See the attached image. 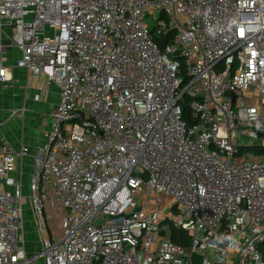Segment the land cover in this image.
<instances>
[{"label": "built area", "instance_id": "2783aa9c", "mask_svg": "<svg viewBox=\"0 0 264 264\" xmlns=\"http://www.w3.org/2000/svg\"><path fill=\"white\" fill-rule=\"evenodd\" d=\"M12 49L60 101L0 140V264H264V0H0Z\"/></svg>", "mask_w": 264, "mask_h": 264}, {"label": "crops", "instance_id": "0c3cea01", "mask_svg": "<svg viewBox=\"0 0 264 264\" xmlns=\"http://www.w3.org/2000/svg\"><path fill=\"white\" fill-rule=\"evenodd\" d=\"M20 56V50H11L8 64L11 65L12 80L9 87L0 84V140L11 141L16 148L22 143L32 147L37 145L42 129L50 125V114L60 101V89L55 84H51L40 98L39 85L45 81L33 80L28 70L18 67ZM23 107L27 110L25 117L14 114ZM41 115L35 128V121Z\"/></svg>", "mask_w": 264, "mask_h": 264}, {"label": "rangeland", "instance_id": "374dc122", "mask_svg": "<svg viewBox=\"0 0 264 264\" xmlns=\"http://www.w3.org/2000/svg\"><path fill=\"white\" fill-rule=\"evenodd\" d=\"M11 99H14V97H10ZM36 99V97H34ZM39 100V99H38ZM39 103H42V100H39ZM40 107V106H39ZM42 115L40 116V118H37L35 121V128L38 127L39 123V119L41 120ZM24 217H25V229L27 232V250L30 253L36 254L38 252L41 251V246H40V237L38 235V232H36V227H35V221H34V214L32 212V210L30 209V205L25 202L24 204ZM54 223V221H53ZM55 225L54 227L57 226V224H53ZM32 254V255H33ZM43 260L42 258L37 259L35 261H33L32 264H42Z\"/></svg>", "mask_w": 264, "mask_h": 264}, {"label": "trees", "instance_id": "16d2710c", "mask_svg": "<svg viewBox=\"0 0 264 264\" xmlns=\"http://www.w3.org/2000/svg\"><path fill=\"white\" fill-rule=\"evenodd\" d=\"M184 118L189 122V124L192 123V120H190V109L188 106L184 107ZM171 237L174 242L183 246H189L191 243V236L189 233L180 229L173 228Z\"/></svg>", "mask_w": 264, "mask_h": 264}]
</instances>
